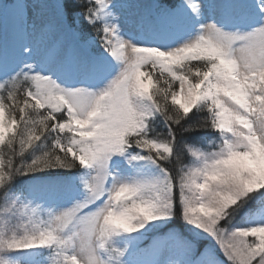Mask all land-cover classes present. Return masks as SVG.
<instances>
[{"label": "snow or ice", "instance_id": "obj_1", "mask_svg": "<svg viewBox=\"0 0 264 264\" xmlns=\"http://www.w3.org/2000/svg\"><path fill=\"white\" fill-rule=\"evenodd\" d=\"M79 2L87 5L83 16L96 38L82 33L78 20H69L65 0H0V188L36 170L99 167L86 182L89 199L50 212L46 219L38 208L16 201L6 206L4 212L18 208L32 216L25 215L20 224L3 219L0 252L54 246L64 264H124L127 249L111 246V238L174 215L178 190L184 218L211 234L232 264H264L259 233L264 224L233 230L221 225L230 208L264 189V15L247 31L227 30L210 19L200 24L195 38L163 50L125 40L118 14L105 11L112 0ZM255 2L264 14V0ZM208 4L216 6L214 0ZM184 6L198 17L203 14V0H184L176 8L159 4L145 10L137 26L148 22L153 11L165 20L180 18ZM108 15L114 21L100 24ZM96 39L121 62L102 89L65 87L55 71L37 70L39 65L63 72L89 58L100 63L103 58L91 53ZM143 49L158 55L145 59ZM191 49L215 54L168 59ZM21 55L36 59L17 68ZM194 109L206 114L188 122ZM158 116L167 134L155 131ZM200 128L218 133L219 143H212L211 150L180 139L181 133ZM53 136L54 146L30 162L17 161ZM186 152L193 158L190 163L184 162ZM114 154L127 155L129 162L150 160L163 175L119 180L107 167ZM0 264L9 261L0 256Z\"/></svg>", "mask_w": 264, "mask_h": 264}, {"label": "rangeland", "instance_id": "obj_2", "mask_svg": "<svg viewBox=\"0 0 264 264\" xmlns=\"http://www.w3.org/2000/svg\"><path fill=\"white\" fill-rule=\"evenodd\" d=\"M122 2H128L134 5L135 6L134 8H140L147 4H148L147 7H149V5L158 7L157 5L160 4L159 0H112L111 4L107 9H105V11L111 13H117L116 8H119L120 5L118 4ZM181 2L184 3V0H181ZM250 14H252L253 17L248 18V20L245 21L246 24L245 26L237 29L241 31L250 30L254 26V24L259 21L260 16L264 15L259 12L258 8H256V10H252ZM79 16H81V14H76L73 21L78 20L79 28L81 32L84 33L86 36H90L88 35V33L83 32L81 19H79L80 18ZM150 18L151 19H149V21L146 22V24L142 27V30H135L132 28L126 29L123 26H120V35L125 40H131L133 43L138 45L154 46V47H159L163 50H168L177 46L176 41H174L175 37L178 36L177 38L180 39L179 43L183 44L188 40L195 38L199 34L200 24L210 20L209 17L204 14L201 17H198L196 14L185 16L184 17L185 21L183 22L185 24V26H183V30L185 31V33L184 32L178 33L177 29L175 28L167 29L168 32L171 33L170 37L172 40H170L165 44H156L155 41L157 39V35L159 36L161 35V33L164 32L162 31L160 34L159 33L156 34L154 33V31L155 30L157 31V29L160 28L159 26L163 25L160 21L163 22H167V21L159 17V15L155 11L153 12ZM83 19L85 20V22H89L87 19L84 18V16ZM114 19L115 18L113 15L104 16L99 21V23L103 24L106 22H113ZM116 22H118L119 24L121 23L119 20ZM151 24L155 25V27H153ZM190 28H192L191 31L189 30V32H187V30ZM90 37L96 38L95 36H90ZM102 48H103L102 44L98 39H96L95 47L92 48V51L95 53L94 54L95 56H100V57L103 56L104 58L102 57L103 58L102 61L105 64L112 66L113 68L112 74L114 77L119 71L121 62L109 56L108 53L105 51V49ZM21 57L24 58L23 61L30 59V57L24 55H21ZM111 66L109 67L110 69H112ZM37 70L40 69L37 68ZM112 74H110L111 78H112ZM111 78L108 77L102 78L101 82L102 83L104 82L106 83V81L109 82ZM0 81H2V78H0ZM58 82L65 87L81 86V84L79 83L75 84V82H67L66 84L61 83L59 80ZM84 87L96 91L100 90L93 85H89V86L84 85ZM5 119L6 120L9 119L7 117L6 108H5ZM8 135H11V133ZM7 138L8 137L6 136V140ZM44 146L45 143L43 140L41 142H38L37 145L34 146V149L28 154V156L31 157L30 161L35 157V155H39L40 153H42ZM0 147L3 146L0 145ZM134 151H139V150L134 149ZM115 158L121 159L123 158V154H114L110 159V161L108 162L107 165L108 169H110L111 164L113 160H115ZM23 160L26 161L25 159ZM126 160L128 161L129 158L126 157ZM137 162H139L140 165L149 164L150 166L156 169L159 178L162 177L163 173L157 164L153 163L150 160H139ZM190 162L191 160L189 161V163ZM38 171L44 172L46 171V169L36 170L34 172H38ZM98 171H99L98 166H94L91 168H85L81 166L79 170L71 174H60V175L50 174V175L33 177L31 180H29L28 185L26 187V191L24 193L22 191H18L16 193L14 192L13 189H11V192L9 191L8 192L9 194L5 197L4 204L0 205V229L3 228V219H8L13 224H20L24 222L23 220H21L22 217L26 215L27 217L31 218L32 216L31 211L25 213L23 210H21L19 212L18 208H14L10 212H4L3 209L6 206L10 205L13 201H16L17 205H28L29 208H38L37 214L41 218L46 219L50 214V212H60L75 206L78 202H83L89 199L90 193L86 187V182L90 180ZM113 176H115L116 178L117 174L115 173V175ZM57 180L61 181L65 185H70V184L71 186L73 185L74 189L72 190V193L76 192L77 194L74 196H70L66 193L67 195L60 197L61 201L55 202L52 205L42 204L43 200L41 199L38 200V192L36 190L37 186L38 185L46 186L48 184H49L48 186H50L53 184V182ZM77 181L81 183V185H79L80 187H78V184L76 183ZM111 184L112 182L109 183L108 186L111 187ZM262 197H264V189H261L259 192L250 193L247 197L242 198L240 202H242V206L247 205V208L246 209L242 208V210H240L241 206L238 208H234L236 207V205L233 206L232 208L229 209V215L223 221H221V225L223 227L228 228L229 230H233L235 228L248 227L254 224H264V199H262ZM251 201L252 202L255 201L256 203L250 206L249 203ZM102 203H103L102 200L97 201L96 204L92 205L91 207L94 208L95 206ZM177 211H180L183 215V205L182 202L180 201L179 195L176 199L174 215L148 222L147 224H145L144 228L138 230L137 232L123 233L129 236V241L127 239H122L119 237V239L111 238L109 243L113 247L127 249L126 255L121 258L124 264H163L164 262L158 259V254L163 251L162 248L165 245H168L167 247L171 248L172 251H175L177 257H179V261L169 260L168 264H197V262L204 261V256H206L208 260L211 256H213L216 259L218 258V260L226 264L227 262H231L226 257L219 243L211 234L203 231L196 225L188 222L186 219L185 220L189 223V224H185V227L188 229L186 232L190 230L192 232V235L195 236V239L193 238L189 239L188 237L183 238L179 235V232L177 233V231H175L172 227H167L170 221L175 218ZM238 214L240 216L238 222L237 219L232 221L233 217L238 216ZM20 231L22 233V230ZM190 231L188 232L189 234H191ZM198 240H201L199 244H198ZM0 256L7 259L9 261V264H64L63 256L58 252V250L54 246H35L30 249L8 250V251L0 252ZM117 264H120V262L117 261Z\"/></svg>", "mask_w": 264, "mask_h": 264}, {"label": "bare ground", "instance_id": "obj_3", "mask_svg": "<svg viewBox=\"0 0 264 264\" xmlns=\"http://www.w3.org/2000/svg\"><path fill=\"white\" fill-rule=\"evenodd\" d=\"M203 3V14L208 16L209 19H215L218 24H220L227 30H232L234 26L236 28L240 27L243 23H245V21L248 20L249 17L248 10L251 8L253 3L256 4L255 0H214V3L216 5L215 7H209V5L205 3V0H203ZM118 5L120 6L119 8H116V14H118V20L121 22L120 26H123L126 29L132 28L135 30H142V27L146 23H143L141 26H137L138 17H140L145 12V10H155V6L149 5V7H147L148 4L140 8H134L135 6L128 2H122ZM183 12L184 13L180 18L174 20H166V23L170 25L171 28L177 29L178 33H185V31L183 30V26H185V24L183 23L185 21L184 17L194 14L191 9L186 6L183 7ZM189 30L191 31V29H188L187 32H189ZM154 33L160 34L161 32L154 31ZM169 37L170 36L168 33H161V35H157L155 43L165 44L172 40ZM177 37H175L174 41H176L177 43L176 47H179L180 45H182V43H179L180 39ZM30 59H36V57L32 56L30 57ZM22 61L23 59L20 56L16 67H18L20 63H22ZM38 69L45 72L55 71V75L61 83L66 84L67 82H75V84L79 83L81 84V86L93 85L98 89H102L107 85L108 81L101 84V79L107 77L111 78L110 74H112L113 70V68L110 69L109 66H106L102 62L94 63L90 58L69 67L63 72L56 71L53 67L41 68L39 65ZM126 157L128 156L123 154V158H121L122 160L119 158H115V160H113L111 164L110 169H108L113 175H115V173L117 174L116 178H118L119 180L159 179V175L157 174L154 167L150 166L149 164L140 165V163L137 161L129 162V160H126ZM109 181V183H111L112 179L110 178ZM76 183L78 184V187H80L79 185H81V183L78 181ZM53 184L50 186H48L49 184L46 186H37L36 190L38 192V200H43L42 204L52 205L55 202L61 201L60 197L64 195L68 194L70 196H74L77 194L76 192L72 193L74 186L72 185V187L71 184L65 185L58 180L53 182ZM119 237L122 239H127L129 241V236L123 233L115 234L112 238L119 239ZM167 246L168 245L163 246V251L158 254V259L160 261H163V264H168L169 260L179 261V257H177L176 252L172 251L171 248H168ZM207 260V257L204 256V261L197 262V264H209V261H211V264H226L213 256H211L208 261ZM227 264H232V262H227Z\"/></svg>", "mask_w": 264, "mask_h": 264}, {"label": "trees", "instance_id": "obj_4", "mask_svg": "<svg viewBox=\"0 0 264 264\" xmlns=\"http://www.w3.org/2000/svg\"><path fill=\"white\" fill-rule=\"evenodd\" d=\"M160 4L166 5V6H174L175 4L179 3L180 0H159ZM65 4H66V11L68 14V18L70 21H73V19L75 18L76 14H81V16H79L81 19V25H82V30L83 32L88 33V35L90 36H95L96 37V33L94 31L93 25L90 24L89 22H85V20L83 19V8L86 7L87 5H82L79 0H65ZM101 49V48H99ZM103 49V48H102ZM155 83V80H154ZM6 113H7V117L8 116V110L6 107ZM205 112H199L198 109H194L192 113L189 114V120L188 122H193L196 119H198L199 116L205 115ZM156 125H155V131L158 133H163V134H167L168 129L166 127V124L164 122V120L162 119V117H157L156 118ZM218 135V133L215 130L212 129H204V128H200V129H195L193 131H189V132H183L180 134V139L187 142L188 144H191L193 146L196 147H203L206 148L205 150H211V144L212 143H219V141L216 139V136ZM54 136L53 137H49L47 140H43L45 143L44 149L48 150L50 147L54 146ZM34 149V147L32 149H30L28 152H26L24 154L23 157H17V161L19 162V160L21 159H25L26 161L30 162L31 157L28 156V154ZM42 151V152H43ZM191 154L186 152L184 155V162L185 163H189L190 160H192L193 158H191L190 156ZM28 156V159H27ZM81 166H77L71 169H65V168H48L46 169V171L44 172H30L27 175H16L7 185H5V187L0 188V205L4 204L5 201V197L9 194L8 192H11V189L14 190V192H18V191H22L23 193L26 191V187L28 185L29 180H31L33 177L36 176H42V175H50V174H71L76 172L77 170L80 169ZM179 195V191L177 190V194H176V199ZM256 202L255 201H251L249 203L250 206L254 205ZM241 206V209H246V206H242V202H239L236 207L234 208H238ZM176 216L173 220L170 221V223L168 224L167 227H172L175 231H177V233L179 232V235L183 238L188 237L189 239H195V236L191 234H189L188 232H186L188 229L185 227V224H189L185 218H183V215L180 211L176 212ZM179 213V214H178ZM240 214V213H239ZM234 216L232 221L237 219H240V216ZM201 240H198V244L200 243Z\"/></svg>", "mask_w": 264, "mask_h": 264}, {"label": "clouds", "instance_id": "obj_5", "mask_svg": "<svg viewBox=\"0 0 264 264\" xmlns=\"http://www.w3.org/2000/svg\"><path fill=\"white\" fill-rule=\"evenodd\" d=\"M142 53H143L145 59L153 58V57H156L158 55L155 49H143ZM197 54H210V55H212V54H215V51L210 50V49H191V50H188L182 54H177L174 57H168V59L175 60V61L179 62L181 59H183L187 56H195ZM130 58H132V57H130ZM222 63H223L225 68H227L229 71H231L232 64L230 61L225 60V61H222ZM110 219L112 220L113 223L117 222L116 217H111ZM259 233L261 236H264V229L259 230Z\"/></svg>", "mask_w": 264, "mask_h": 264}]
</instances>
